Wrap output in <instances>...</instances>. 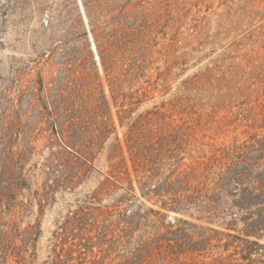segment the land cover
<instances>
[{"label": "rangeland", "instance_id": "rangeland-1", "mask_svg": "<svg viewBox=\"0 0 264 264\" xmlns=\"http://www.w3.org/2000/svg\"><path fill=\"white\" fill-rule=\"evenodd\" d=\"M57 2L0 0V264H209L232 253L221 247L226 238L219 247L199 241L212 234L205 227L227 232L228 207H213L217 218L162 207L174 205L173 191L142 195L130 150L155 148L154 189L177 167L187 173L226 146L264 139V0H142L141 31L133 35L131 20H120L111 45L101 44L102 59L84 17L91 61L69 71L60 33L47 24ZM131 61L139 65L132 76ZM67 145L90 147L91 161L69 155ZM121 159L132 196L126 179L110 176ZM82 207L111 215L65 232ZM127 211L135 223L136 212L142 218L123 233L118 214ZM168 226H183L187 236L170 234L151 243L150 254L135 252ZM237 257L233 264H243Z\"/></svg>", "mask_w": 264, "mask_h": 264}, {"label": "trees", "instance_id": "trees-1", "mask_svg": "<svg viewBox=\"0 0 264 264\" xmlns=\"http://www.w3.org/2000/svg\"><path fill=\"white\" fill-rule=\"evenodd\" d=\"M57 1L56 7L50 9L51 13L47 24H49L51 31L55 30L60 33L58 44L61 51H64L63 67L68 68L66 71H69L73 64L80 61L85 66L90 64L91 57L87 51L91 47L88 30L84 24V17L88 22V29L98 49L100 59H102L101 44L104 42L111 45L112 39L122 29L120 20L124 18L131 20L128 29L133 35H138V32L141 31L143 17L142 0L131 1V3L128 0L125 5L118 3L120 0ZM80 4L83 7V11H80ZM128 6H131L134 10L127 12ZM82 13H84L83 16ZM137 69H139L138 63L131 61L128 73L132 76ZM63 75L65 78L69 77L65 72H63ZM92 77L91 75V79ZM111 85L112 92H116L118 82L112 80ZM88 148L90 147L77 148L67 145L65 150L69 155L76 157V159H81L83 163L87 164L91 161V151ZM154 149L150 145L146 148V152L139 148L130 150L135 180L142 195H146L144 188L149 193L158 196L163 194L161 192H169L171 190L173 191L172 202L174 205L167 206L165 203L162 207H197L203 212L213 215V207H228V213L222 211L225 216L228 215L230 218L222 226L227 232L213 227H205L202 229L212 234L210 237L200 235L199 241L205 243L206 246V244H210L214 240L218 243L214 246L219 247V243L226 238V242L221 247L224 250H228L231 246L233 252L225 257H217L209 264H233L235 255L239 256L237 258L243 264H253L254 262L264 264V244L259 242L264 237V139H257L251 143L226 146L220 150V156L214 157L212 161L205 165L202 163L198 167L191 168L190 172L187 173L179 171V167H177L176 170L170 171L165 176V180L157 187L155 185L153 189L149 188V186L160 171V168L154 166L155 163L152 162L157 156V152L153 151ZM113 168L110 176L115 181H119V178L126 179L128 185L125 189L132 196L135 188L125 159L115 163ZM197 171L200 173L195 174ZM191 179H197L199 185H194ZM111 183L116 184L113 180ZM174 185H177L176 190L172 188ZM109 215H111V211L102 210L99 207H82L79 211L69 216L66 220L68 224L63 226L62 229L67 232L69 230H79L84 224L85 226H93L98 223H104L105 218ZM134 215L136 216V223L132 220L134 216H131L130 212L118 214L123 233L133 231L136 224L140 223L142 217L139 212ZM214 217L217 218L218 215H214ZM178 223L184 226L193 224L185 219H179ZM239 223L242 224L240 229H238ZM154 226L157 228L164 227L163 225L157 226L155 224ZM184 229L183 226H176V228L168 226L166 227V233H159L158 231L149 243L140 240L135 252L144 251L148 255L150 254L148 250L151 243L157 242L158 245H162L165 240L170 241L167 238L170 234L177 233L187 236V234H182ZM179 242H184L182 237L179 238ZM62 251L63 248L60 251L55 250V256L60 258ZM71 251L73 250L71 249Z\"/></svg>", "mask_w": 264, "mask_h": 264}, {"label": "bare ground", "instance_id": "bare-ground-1", "mask_svg": "<svg viewBox=\"0 0 264 264\" xmlns=\"http://www.w3.org/2000/svg\"><path fill=\"white\" fill-rule=\"evenodd\" d=\"M93 48L95 49V46H94V44H93ZM96 58L98 59V56L96 55Z\"/></svg>", "mask_w": 264, "mask_h": 264}]
</instances>
